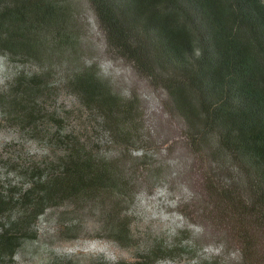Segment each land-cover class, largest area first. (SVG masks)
Masks as SVG:
<instances>
[{"label": "trees", "instance_id": "obj_1", "mask_svg": "<svg viewBox=\"0 0 264 264\" xmlns=\"http://www.w3.org/2000/svg\"><path fill=\"white\" fill-rule=\"evenodd\" d=\"M87 1L108 44L143 75L161 81L189 133L200 138L198 149L211 152L215 162L232 163L247 180L251 203L241 204L238 194L239 264H264V0ZM74 6L72 0H0V53L50 69L20 75L0 93V108L20 122L47 118L62 126L38 107L52 90V69L77 63ZM66 80L81 105L126 145L136 132L134 100L115 93L97 63L73 66ZM61 128L54 135L57 160L33 169L25 188L0 189V264H13L46 210L67 204L109 202L108 238L129 243L130 221L123 215L138 192L139 162L128 167L126 157L102 154ZM224 199L234 203L231 193ZM247 217L250 225L244 226ZM174 250L156 245L142 259L116 264H158Z\"/></svg>", "mask_w": 264, "mask_h": 264}, {"label": "rangeland", "instance_id": "obj_2", "mask_svg": "<svg viewBox=\"0 0 264 264\" xmlns=\"http://www.w3.org/2000/svg\"><path fill=\"white\" fill-rule=\"evenodd\" d=\"M72 2L80 45L77 63L65 62L52 69V90L40 100L38 109L45 115L54 113L65 132L79 136L102 154L126 157L128 167L135 164L131 161L139 162L138 177H134L138 192L133 203L126 204L123 215L130 221V240L123 246L108 238L109 202L67 204L50 208L39 217L35 238L23 243L13 264L134 262L156 245L175 249L172 257L158 264H199L218 258L239 264L242 246L237 206L239 195L241 204L251 203L249 183L238 176L232 163L215 162L211 152L198 149L200 138L189 133L161 81L143 75L108 44L87 0ZM93 63L99 65L102 78L115 93L126 101L134 100L131 108L136 132L129 135L126 145H120L101 117L85 109L68 89V69ZM49 70L0 53V93L20 75ZM46 119L26 124L0 108V189L25 188L33 169L45 167L61 154L54 135L62 128ZM227 193H231L233 204L224 202ZM248 220L242 224L249 226Z\"/></svg>", "mask_w": 264, "mask_h": 264}]
</instances>
